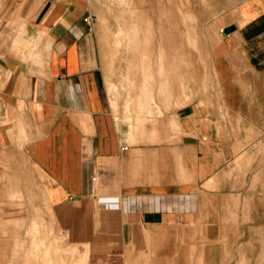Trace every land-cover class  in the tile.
Segmentation results:
<instances>
[{"label":"crops","instance_id":"1","mask_svg":"<svg viewBox=\"0 0 264 264\" xmlns=\"http://www.w3.org/2000/svg\"><path fill=\"white\" fill-rule=\"evenodd\" d=\"M93 7L0 0V168L20 176L24 158L46 205L63 223L84 216L81 238L111 255L254 264L264 167L247 160L264 145V0L240 5L213 52L218 102L193 101L139 133L109 102Z\"/></svg>","mask_w":264,"mask_h":264},{"label":"rangeland","instance_id":"2","mask_svg":"<svg viewBox=\"0 0 264 264\" xmlns=\"http://www.w3.org/2000/svg\"><path fill=\"white\" fill-rule=\"evenodd\" d=\"M244 1L94 0L90 21L115 113L138 120L139 133L172 120L193 101L218 102L212 55ZM254 149L247 164L258 159L264 167V145ZM21 162L20 176L8 161L0 168V264H156L152 256L117 257L108 243L104 248L100 241L95 246L93 239L81 238L84 216L71 211L74 223H63L58 209L48 207L31 184L26 160ZM239 166L237 160L233 167ZM260 210L263 232L256 246L264 250V207ZM174 258L163 264H180V257ZM256 259L254 264H264V254Z\"/></svg>","mask_w":264,"mask_h":264},{"label":"built area","instance_id":"3","mask_svg":"<svg viewBox=\"0 0 264 264\" xmlns=\"http://www.w3.org/2000/svg\"><path fill=\"white\" fill-rule=\"evenodd\" d=\"M88 24H89V30H91V29H92V27H91V21H89ZM94 180H95V179H94ZM94 180H93V181H94ZM99 201L102 202V203H103V202H104V203H107V202H108L106 199H102V200H99ZM107 204H108V203H107ZM110 207H111L112 209H117V208H118L117 205H111ZM104 208H106V207H104ZM108 208H109V207H108Z\"/></svg>","mask_w":264,"mask_h":264}]
</instances>
